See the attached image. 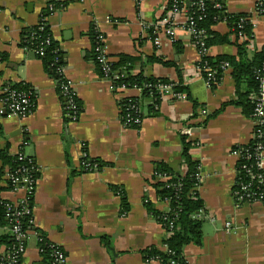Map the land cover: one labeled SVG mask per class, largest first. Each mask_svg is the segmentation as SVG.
<instances>
[{
	"label": "crops",
	"instance_id": "crops-1",
	"mask_svg": "<svg viewBox=\"0 0 264 264\" xmlns=\"http://www.w3.org/2000/svg\"><path fill=\"white\" fill-rule=\"evenodd\" d=\"M173 1H182L186 9L191 0H0V93L10 84L28 83L36 102L25 118L0 115V148L7 147L10 155L22 152L38 172L33 226L19 264H45L38 245L41 236L64 251L66 264H158L146 261L142 250L151 245L164 250L166 233L145 203L166 210L167 203L157 200L152 176L159 161L175 171L186 169L180 141L185 127L193 142L189 153L201 169L194 189L204 205L199 214L201 243L183 248L186 264H264V205L237 204L233 196L237 162L233 148L252 140V119L236 105L220 109L235 99L231 69L223 71L215 89L209 87L197 66L199 50L181 28L184 12L175 17L176 37L155 44L150 25ZM222 3L228 13L249 15L252 35L237 41L227 23L219 21L212 30L227 35L229 42L210 45L207 54L236 56L242 40L247 41L249 56L262 49L264 16L257 11L259 0ZM45 10L48 14L43 15ZM42 16L62 50L65 75L81 103V113L72 123L65 120L64 101L42 60L21 45L23 30L39 24ZM91 28L103 36L112 62L120 55L135 58L130 74L177 81L176 67L151 58L174 63L193 101L168 90L158 115L142 119L139 128L125 127L120 102L125 96L139 98L141 91H114L99 76L92 60ZM174 41L180 42L181 50ZM86 154L105 165L82 172ZM261 166L264 169V157ZM0 186L1 199L16 201L21 196L5 189L4 178ZM5 233L1 227L0 236ZM4 248L0 246V253Z\"/></svg>",
	"mask_w": 264,
	"mask_h": 264
},
{
	"label": "trees",
	"instance_id": "trees-1",
	"mask_svg": "<svg viewBox=\"0 0 264 264\" xmlns=\"http://www.w3.org/2000/svg\"><path fill=\"white\" fill-rule=\"evenodd\" d=\"M195 1L198 0L190 1L186 9L189 10L190 15L193 17L196 27L204 31V46L197 64L202 77L211 89H215L222 78L223 71L226 68H230L235 85V99L228 103H223L220 109L229 104L236 105L241 107L242 112L252 119L254 118L257 99L261 97V93L263 92L264 47L249 56L246 50L247 41L242 40L237 44L238 52L236 56H209L205 52L214 43L229 42L227 35H221L212 30V26L219 21L227 23L237 41L241 39V36H251L252 24L249 20V15L246 13L231 14L226 12L222 0H202V8L194 4ZM262 1L260 6H264V0ZM45 14H48V11L45 10L43 15ZM90 35L93 40L96 39V33L93 31V28L90 30ZM48 37H50V30L44 19L39 24L23 30L21 45L23 47H30L34 52L41 48L42 51L36 53V57L42 60L47 73L53 79H56L58 78L57 67L64 64L62 61V50H60L54 40L46 44L45 41ZM173 44L177 51L181 50L180 42L174 41ZM92 60L99 76L102 78V71L95 59L94 52ZM135 61V58L131 56L120 55L118 61L109 64L111 69H119L125 75L116 80L110 78L113 87L124 85L127 88L141 89V96L139 98L131 97L121 100L120 117L122 121L129 112L127 111L129 102H139L141 104L143 109H145L141 115L143 119L158 115L163 95L162 90L158 88L160 85L169 89V92H172L177 97L182 96L184 99L193 101L189 89L183 84L179 69L174 63L160 57L151 58V62H161L165 66L176 67L178 72L177 81L162 77H146L142 73L130 74ZM4 89L0 93V100H4L11 90L24 92L28 94L31 101V110L34 111L36 107L35 97L28 83H13L5 86ZM76 101L81 106L78 98ZM145 101H148L146 106L144 105ZM2 114L0 112V115ZM131 116L136 117L137 114L132 113ZM129 125L128 128H139L133 123ZM258 129L263 130L261 126H255V130ZM180 141L181 159L186 169L183 172L175 171L166 163L159 161L155 163L154 174L152 176L154 180L152 186L155 189L157 200L167 203L166 210L159 211L153 207L151 202L147 201L145 203L150 215L161 224L166 233L162 241L166 247V251L160 250L155 245L148 246L142 250L143 258L146 261H155L158 264H186L183 248L190 243L200 244L202 239L203 221L199 217V214L203 211L204 205L202 199L198 197L194 189L200 180V164L189 153L193 142L188 139L186 129L180 131ZM257 142L264 144V133L259 138L250 140L247 144L233 148V151L237 153L236 176L233 186V196L237 204L252 202V200H248L245 197L247 190L251 192L264 191V180L262 181L264 179V170L258 167L257 160L254 157ZM0 160L2 162L0 179L4 178V173L7 170L13 172L19 166L26 164L24 161H18L16 155H10L7 147L0 148ZM82 160L89 164L88 169L82 167V172L93 171V169L96 170L105 165L101 160L91 158L87 154ZM31 175L33 178H38V172L34 169L31 170ZM5 184V189H9V182L5 180ZM3 189L0 186V191ZM121 201L124 209H127L125 196L121 198ZM8 203V200L0 198V228L6 227L9 224L5 216L7 213L6 205ZM29 207L32 210L33 198L29 200ZM27 220L28 216L21 218L23 230L32 229L33 225L27 224ZM1 245H4V251L13 245V238L9 232L0 236ZM38 245L40 253L45 259V264H52L50 242L41 236ZM1 256L2 253H0V258Z\"/></svg>",
	"mask_w": 264,
	"mask_h": 264
},
{
	"label": "built area",
	"instance_id": "built-area-1",
	"mask_svg": "<svg viewBox=\"0 0 264 264\" xmlns=\"http://www.w3.org/2000/svg\"><path fill=\"white\" fill-rule=\"evenodd\" d=\"M192 2V0H191ZM262 0H259L258 3V13L264 16V6H260L262 4ZM194 4L198 5L202 8V0L195 1ZM53 5H50L49 8L52 9ZM184 12L185 21L182 22L181 28L190 36L192 43L197 47L199 53L201 55L202 49L204 46L203 37L204 31L198 29L196 27V23L194 22L193 17L190 15L189 10L185 9L184 3L182 1H173L169 8L167 9V13L156 23L151 24L150 27L154 34V42L156 45H159L163 39L173 40L176 37V21L175 17ZM45 18L42 17V20ZM96 33V39L94 43V53L95 59L99 63V66L102 71L103 79L108 80L111 83V79H119L122 76H125L119 69H111L109 64L112 62L110 57L107 55L105 50L104 38L100 33ZM243 38V36H241ZM51 37H48L45 41L46 44H49L51 41ZM42 49H38L35 53L41 52ZM207 53V50H205ZM66 71L64 65H60L57 67L58 78L54 79L57 92L59 96L64 101V116L65 120L68 123H72L75 121L79 114L81 113V106L77 103L76 94L73 89V86L70 80L65 75ZM262 89L261 97L257 99V104L255 107L254 118H252L253 123V138H259L264 133V77L262 78ZM112 86V83H111ZM159 90L162 92H167L169 89L160 85ZM112 89L117 92L126 91L127 87L124 85H120L117 87H113ZM140 89V88H139ZM3 89L2 91H4ZM141 91V89H140ZM182 97V96H180ZM128 99L131 97H123V99ZM122 99V100H123ZM0 112H2L8 118H25L29 114H31V101L27 93L24 92H16L11 90L8 96L4 100H0ZM127 111H129L125 115V119L122 121L125 127H129L131 123L139 126L140 122L143 118L141 115L143 114V107L138 102L132 103L129 102L127 106ZM137 114L136 117H132L131 114ZM255 126H261V129L255 130ZM186 132L189 134V129L185 128ZM237 155V153L235 152ZM18 161H24L26 164L19 166L15 171L7 170L4 173V180L9 182V190L11 192H20L21 196L16 201H9L6 205V218L8 220V225L3 227L6 232H9L13 238V245L8 248L6 251L2 253L0 258V264H19L20 259L25 252L26 244L25 241L28 238L29 230H23L21 218L28 216L27 224L33 225L32 218V210L29 207V200L33 198L36 178H33L31 175V170L34 169L37 171L35 164L31 158L26 157L22 152H18L16 154ZM254 157L257 160V165L259 168L264 170L261 166L263 157H264V144L256 143ZM81 165L83 168L88 169L89 164L82 160ZM94 170V169H93ZM264 179H262L263 181ZM248 200H252V202H260L264 205V191L259 192H251L247 190L246 196ZM51 247V256H52V264H66V256L64 251L56 244L50 243ZM166 251V247L164 249ZM40 251V250H39Z\"/></svg>",
	"mask_w": 264,
	"mask_h": 264
}]
</instances>
